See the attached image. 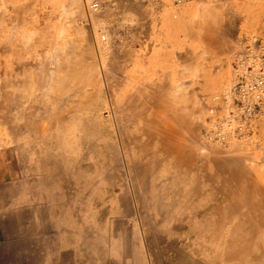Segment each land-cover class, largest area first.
<instances>
[{
  "label": "rangeland",
  "instance_id": "1",
  "mask_svg": "<svg viewBox=\"0 0 264 264\" xmlns=\"http://www.w3.org/2000/svg\"><path fill=\"white\" fill-rule=\"evenodd\" d=\"M90 1L0 0V140L48 183L32 196L47 250L60 264H237L224 213L243 208L238 184L264 189V92L251 88L264 0H103L88 15Z\"/></svg>",
  "mask_w": 264,
  "mask_h": 264
},
{
  "label": "crops",
  "instance_id": "2",
  "mask_svg": "<svg viewBox=\"0 0 264 264\" xmlns=\"http://www.w3.org/2000/svg\"><path fill=\"white\" fill-rule=\"evenodd\" d=\"M17 153L4 148L0 140V264H48V259L51 264H60L63 252L47 250L52 237L40 229L46 227L42 226L45 220L34 216V213L44 212L45 204L41 202L48 183L25 174L28 164H21L23 159ZM19 195L23 196L21 204L16 202ZM33 195L39 196V204H33ZM37 231L42 234L35 233ZM33 233L38 239L43 237L44 250L32 251ZM36 258L43 262H33Z\"/></svg>",
  "mask_w": 264,
  "mask_h": 264
},
{
  "label": "bare ground",
  "instance_id": "3",
  "mask_svg": "<svg viewBox=\"0 0 264 264\" xmlns=\"http://www.w3.org/2000/svg\"><path fill=\"white\" fill-rule=\"evenodd\" d=\"M198 4V3H197ZM203 5V4H202ZM80 6V5H79ZM207 6V5H206ZM216 9V8H215ZM209 10V9H208ZM218 10V9H217ZM216 11V10H215ZM214 11V12H215ZM202 12V10H201ZM200 12V13H201ZM206 13V9L204 11ZM219 12V11H218ZM221 12V11H220ZM204 13V14H205ZM210 14V13H209ZM200 15V14H199ZM198 15V16H199ZM207 15V14H206ZM195 16V15H194ZM212 16V15H210ZM209 16V17H210ZM216 16V15H215ZM219 16V15H218ZM200 17V16H199ZM222 17V16H221ZM229 17V16H228ZM196 18V17H195ZM210 19V18H209ZM208 19V20H209ZM215 20L217 18H214ZM206 21V19H204ZM202 20V21H204ZM207 20V22H209ZM221 20V19H220ZM206 22L207 25L208 23ZM212 22V20H211ZM214 22V21H213ZM216 22V21H215ZM210 23V22H209ZM229 23V21H228ZM203 24V23H202ZM203 25V26H204ZM213 25V24H212ZM194 26V25H193ZM208 26V25H207ZM206 26V27H207ZM211 26V25H210ZM209 26V27H210ZM218 26V25H217ZM220 26V25H219ZM214 28V27H213ZM192 29V28H191ZM208 29V28H207ZM211 29V28H210ZM215 29V28H214ZM203 30V29H201ZM206 31V30H204ZM209 31V30H208ZM212 32V29H211ZM212 37V36H211ZM71 50V49H70ZM4 52V51H3ZM82 55V54H81ZM76 57V56H75ZM73 59V58H72ZM44 65V64H43ZM92 68V67H91ZM257 68V67H256ZM89 70V69H88ZM91 70V69H90ZM93 70V69H92ZM86 71V70H85ZM61 72V71H60ZM46 74V73H45ZM69 74V73H68ZM40 76V75H39ZM61 76V75H60ZM83 76V75H82ZM55 77V76H53ZM96 77V76H95ZM94 78V75H93ZM97 78V77H96ZM37 79V78H36ZM80 78H78L79 80ZM99 79V78H98ZM35 80V79H34ZM62 80V79H61ZM67 81V79H65ZM91 80V79H89ZM64 81V80H63ZM63 81H60L61 83ZM94 81V79L92 80ZM96 81V79H95ZM58 82V83H60ZM68 82V81H67ZM66 82V83H67ZM78 82V81H77ZM85 82V80H84ZM60 83V84H61ZM65 83V85H66ZM76 83V82H75ZM82 83V82H80ZM64 84V83H63ZM61 84V85H63ZM68 84V83H67ZM83 84V83H82ZM94 84V83H93ZM80 85V84H79ZM84 85V84H83ZM4 86V85H3ZM59 86V84L57 85ZM85 86V85H84ZM94 86V85H93ZM36 87V86H35ZM76 87V85L74 86ZM87 87V86H86ZM165 87V86H164ZM49 88V86H48ZM64 88V86H63ZM39 89V88H38ZM57 89V88H56ZM60 89V87H59ZM93 89V88H92ZM165 89V88H164ZM168 89V88H166ZM34 90V89H33ZM37 90V89H36ZM3 91V90H2ZM5 91V90H4ZM170 91V90H169ZM1 92V91H0ZM66 92V91H65ZM64 92V93H65ZM74 92V91H73ZM14 93V92H13ZM27 93V92H26ZM85 93V92H84ZM69 94V93H68ZM8 95V94H7ZM38 95V94H37ZM83 95V94H82ZM142 95V94H141ZM143 96V95H142ZM60 97V96H59ZM132 98V97H131ZM165 98V97H164ZM172 99V98H171ZM19 100V99H18ZM30 100V99H29ZM48 101V100H47ZM139 101V100H138ZM178 101V100H177ZM27 102V101H26ZM169 102V101H168ZM176 102V101H175ZM133 103V102H132ZM163 103V102H162ZM171 103V102H170ZM136 104V103H134ZM168 104V103H167ZM44 105V103L42 104ZM173 105V104H172ZM25 106V105H24ZM164 106V105H163ZM157 107V106H156ZM165 107V106H164ZM167 107V106H166ZM173 107V106H172ZM176 107V106H175ZM155 109V108H154ZM8 110V109H7ZM136 110V109H135ZM163 110V109H162ZM161 110V111H162ZM160 111V112H161ZM165 111V110H164ZM18 112V111H17ZM163 112V111H162ZM177 112H179L177 110ZM155 113V112H154ZM174 113V112H173ZM162 114V113H161ZM182 114V113H181ZM159 115V114H158ZM163 115V114H162ZM169 115V114H168ZM21 116V115H20ZM61 116V115H59ZM167 116V115H166ZM18 118V117H17ZM166 118V117H165ZM162 119V118H161ZM19 120V118H18ZM21 120V119H20ZM41 120V119H40ZM155 121V119H153ZM11 122V121H10ZM166 122V121H165ZM164 122V123H165ZM198 122V121H197ZM40 123V122H39ZM160 123V122H159ZM168 123V122H167ZM171 123V122H170ZM52 124V123H51ZM151 124V123H150ZM172 124V123H171ZM162 125V124H161ZM169 127H171L170 125H168ZM176 126V125H175ZM16 127V126H15ZM14 127V128H15ZM162 127V126H161ZM189 127V126H188ZM10 128V127H9ZM168 128V127H167ZM172 128V127H171ZM176 128V127H175ZM13 129V128H12ZM11 130V129H10ZM163 130V128H162ZM161 130V131H162ZM181 130V129H180ZM179 130V131H180ZM186 130V129H185ZM172 131V130H171ZM170 131V128L168 130H166V132L162 131L159 135L161 137V135L165 138L166 137V141H170L172 139V132ZM165 134H164V133ZM185 132V131H184ZM164 135H163V134ZM186 133V132H185ZM196 133V132H195ZM189 135V134H188ZM185 136V135H183ZM192 136V135H191ZM156 137V136H155ZM162 137V138H163ZM186 137V136H185ZM193 137V136H192ZM161 138V140H162ZM163 138V140H164ZM152 139V137H151ZM189 142V139H187ZM165 141V140H164ZM193 141V140H192ZM184 142V141H182ZM190 144V143H189ZM178 145V143H177ZM169 146V145H168ZM192 146V145H191ZM173 149V148H171ZM171 149H169L167 146L165 147V152L166 154H168ZM157 150V149H156ZM161 150V151H160ZM187 150V149H186ZM158 151V150H157ZM156 151V152H157ZM160 152H162V149H159ZM164 151V149H163ZM184 151V150H183ZM163 152V155L164 153ZM176 152V151H175ZM181 153V152H180ZM174 154V153H172ZM182 157V156H181ZM188 160V159H187ZM184 160H181V162ZM180 163V162H179ZM186 165H188V162L186 163ZM191 165V164H189ZM189 168V167H188ZM169 173V172H168ZM250 175H248L249 177ZM252 177V176H251ZM243 179V178H241ZM254 179V178H253ZM238 180V179H237ZM236 180V182H238ZM240 180V178H239ZM244 180V179H243ZM256 180V179H255ZM169 181V180H168ZM250 183H248L247 185H243V184H238L235 188H234V192H236V195L240 194L242 196V202H243V208L240 209L241 205L239 204L238 207H236L235 212H231L229 211L230 209H228L229 214L227 215L226 213H224V218L227 222V224H229L231 227L229 229L230 230V238L227 242V246L225 247L224 250V261H235L237 264H244V262H246V260H251L252 264L258 263L262 260H264V241L262 242V238H264V189L262 187L259 188L256 183L252 180V178L249 180ZM264 185V184H263ZM226 190V188H225ZM233 192V191H232ZM219 200V199H218ZM222 202V201H221ZM170 203V202H169ZM229 204V203H228ZM236 204V203H233ZM229 206V205H225ZM225 209V208H224ZM226 209V210H227ZM231 209H232V203H231ZM227 211V212H228ZM231 212V213H230ZM228 225V226H229ZM227 226V227H228ZM224 227V226H223ZM228 229V230H229ZM226 230V229H225ZM262 234V235H261ZM243 236V237H242ZM256 236L255 240L257 242H255L253 240V238ZM239 237H242L241 240L237 239ZM159 241V239H158ZM154 243V242H153ZM257 251V252H256ZM184 256V255H183ZM222 259V258H221ZM230 263V262H229ZM264 264V263H263Z\"/></svg>",
  "mask_w": 264,
  "mask_h": 264
},
{
  "label": "built area",
  "instance_id": "4",
  "mask_svg": "<svg viewBox=\"0 0 264 264\" xmlns=\"http://www.w3.org/2000/svg\"><path fill=\"white\" fill-rule=\"evenodd\" d=\"M140 3H147L149 1L158 3L160 0H135ZM172 5L175 7H179L186 0H170ZM105 11V3L103 0H91L89 5L87 6V14L88 15H101ZM101 39H104L103 37ZM251 88L253 90H259V92H264V76H261V78H258L251 84ZM257 103H261L262 95L260 93H257L255 96Z\"/></svg>",
  "mask_w": 264,
  "mask_h": 264
}]
</instances>
